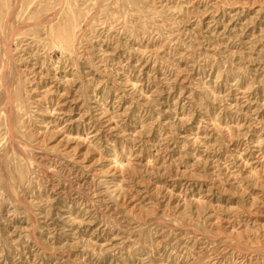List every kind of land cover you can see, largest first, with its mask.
Returning <instances> with one entry per match:
<instances>
[{"label":"rangeland","instance_id":"rangeland-1","mask_svg":"<svg viewBox=\"0 0 264 264\" xmlns=\"http://www.w3.org/2000/svg\"><path fill=\"white\" fill-rule=\"evenodd\" d=\"M0 264H264V0H0Z\"/></svg>","mask_w":264,"mask_h":264}]
</instances>
